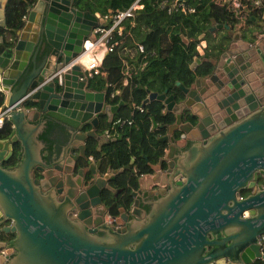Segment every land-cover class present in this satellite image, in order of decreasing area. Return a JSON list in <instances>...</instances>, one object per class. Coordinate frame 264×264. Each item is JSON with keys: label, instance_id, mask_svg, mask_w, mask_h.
Returning a JSON list of instances; mask_svg holds the SVG:
<instances>
[{"label": "water", "instance_id": "95a60500", "mask_svg": "<svg viewBox=\"0 0 264 264\" xmlns=\"http://www.w3.org/2000/svg\"><path fill=\"white\" fill-rule=\"evenodd\" d=\"M96 22L100 14L83 9L80 0H34L20 26L0 34L1 107L8 108L11 125L0 137V232L13 233L0 239V264H202L240 261L243 253L248 263L264 259V187L240 200L235 193L249 185L254 170H264V83L257 87L250 77L264 75V44L249 46L255 35L249 26L212 24L208 29L222 28L225 41L207 69L187 84L175 80L177 92L145 89L141 104L158 100L172 116L157 138L166 150L135 177L140 206L134 203L131 212L143 207L145 217L130 214L122 234L104 223L88 234L70 219V199L82 198L90 209L106 175L100 159L89 160L85 151L88 139L97 150L109 140L95 130L98 114L110 121L123 101L105 102L104 91L89 89L77 64L65 69L61 85L49 80L31 89L80 51ZM255 22L264 33V12ZM196 49L203 53L202 45ZM199 62L194 55L189 68ZM14 150V164L2 166ZM48 180L66 197H56L52 187L44 191ZM74 181L79 184L70 189ZM245 208L249 215L238 217ZM208 245L213 248L200 256Z\"/></svg>", "mask_w": 264, "mask_h": 264}, {"label": "trees", "instance_id": "16d2710c", "mask_svg": "<svg viewBox=\"0 0 264 264\" xmlns=\"http://www.w3.org/2000/svg\"><path fill=\"white\" fill-rule=\"evenodd\" d=\"M34 0H6L3 8L4 25H0V34L7 30H13L20 26L28 4ZM131 0H80L81 7L90 12L97 11L106 14L112 10L124 8ZM196 8L194 12L183 14L177 12L168 13L159 8L153 0H145L142 10L133 18L132 25L125 20L129 34H124V40L116 49L122 52V45L126 44L133 52L121 53L123 60L114 52L105 56L103 73L94 74L88 79V85L93 89H104L107 93L113 92L110 102L124 101L122 107L117 110L115 116L120 115L124 121L119 125V120L108 122L104 114L99 115L98 125L109 127L114 139H110L101 145L100 150L94 148L95 142L88 139L86 152L94 157L101 158L102 162H109L113 167L126 164L131 156L139 171L146 170L144 157L155 161L162 151L163 143L156 139V135L163 128H149L153 120L161 123L171 120L169 114L161 112L162 103L158 100H150L141 104L145 97L146 88L159 89L162 84L168 90L174 91L177 87L175 80L188 83L194 73L207 69L208 58L220 49L225 41L222 28L209 30L214 23H229L231 26L240 23H249L255 17L254 12H245L242 16L233 10H228L225 5L214 0H194ZM187 38L183 42L179 34ZM204 40L203 53L199 54L196 45ZM136 43L143 46V53L138 52ZM200 59L193 70L189 68L193 56ZM144 62L141 67L140 64ZM124 70L131 71L129 76L123 74ZM150 73L153 81L147 84L146 75ZM156 86V87H155ZM2 94L0 92V105ZM139 105L141 109L135 107ZM114 120V122H113ZM11 129L10 122L4 120L0 126V137L7 135ZM16 161L15 150L12 155L1 161L3 166L13 164ZM11 232H0L1 239H9ZM249 264H264V259L258 258Z\"/></svg>", "mask_w": 264, "mask_h": 264}, {"label": "flooded vegetation", "instance_id": "af4514ba", "mask_svg": "<svg viewBox=\"0 0 264 264\" xmlns=\"http://www.w3.org/2000/svg\"><path fill=\"white\" fill-rule=\"evenodd\" d=\"M258 18L254 17L253 21H250L247 24L240 23L238 25L241 31H244L249 26V28L252 29V31L255 33L254 38L248 39L249 46H256L257 44H259L260 40H263L262 43L264 44V33L261 30V25L256 24V22H255L256 19H258ZM258 65L260 68L259 62H258ZM84 76L87 78V87L89 89H91V90H103L104 96H105V102L113 103V102L109 101L111 99V97H113V95H114L112 91H111L112 95H110L111 92H109V94L107 95V93L104 89H93V88H91L88 85V79L91 78V75L90 76L84 75ZM263 76L264 75H258L257 73H252L250 75L254 85L257 87H260L264 83V79L261 80V78ZM148 83H150V82H148ZM184 84H187V83H184ZM158 87H160V88L159 89H150V90L161 91L162 88L165 86L160 84V85H158ZM243 90H245V87L243 88ZM170 91L171 90H168V92H170ZM174 91L177 92V89ZM146 95H147V93L145 94V96ZM123 104H124V101H123ZM122 106H120V107H122ZM259 106H260V104H259ZM135 107L137 108V105ZM163 111H164V105L162 104L161 112L163 113ZM115 113H117V111L112 114V117L114 116V120L118 119L119 120L118 123L120 125L124 121V118H121L120 115L115 116ZM101 114H103V113L98 114V117ZM112 117H111L110 121H108V122L112 121ZM105 118H106V116H105ZM114 120H113V122H114ZM55 121H57V120H55ZM171 121H172V119L171 120H165L161 123H157L156 121L153 120V122H152V124H150L149 128H152V127L153 128L154 127L163 128V130L156 135V139L159 136H162L167 132V130H166L167 125ZM98 123H99V121H98ZM82 128H87V125L86 126L82 125ZM95 130L98 133L104 132L106 134V136L109 138V140L115 138L112 136V133L109 131V127H106V126L101 127L97 124ZM173 135L175 138H178V132H176V131L173 132ZM186 142L182 145V147L186 144ZM163 149L166 150L165 143H163L162 150ZM86 154L88 156V159L91 161H94L96 159H100V161H101L100 157L96 158L92 154H89L87 152H86ZM160 154H162V151ZM130 158L132 159V161L129 162V160H128V162L126 163V164H128L129 167L124 168L121 172L116 171L115 173L112 170H115V169L118 170V168L124 167L126 164H124L120 167H113L109 162L105 163V162L101 161L100 172L102 175L103 174H106V175L103 178L104 181H102V182L99 181V183H101L102 188L99 189V193H98L99 196L93 198L94 203L91 204L90 209L88 208L87 204L84 205V203H87L84 201V199L80 198L78 203H75L72 200V198L70 199L72 207H71V209H68V211L71 213V215H70L71 217L70 216L69 217H70V219L76 218L82 225H84L86 233L93 234L94 232L97 231L96 226L104 223V224L108 225L111 230L115 231L116 233L122 234L123 232L126 231L125 224L129 218L130 214L132 216L138 218V219H143L145 217V210L143 207H141L140 210H136L135 213L131 212V208L133 207L134 203H137V205H139V198H137V194L135 193V190L138 188V185L136 184V181H135V179H136L135 177H137L139 175H143L146 172H149V168L147 166V160L148 159L146 157H144L147 169L143 170V171H139L135 162H134L133 156H131ZM13 164H10V165H13ZM112 176H113V178H111ZM33 177L40 179L41 178V171L38 169H33ZM77 183H75V181H74V183H72V185H70V189H73ZM51 187L55 191L56 197L60 196L59 198L63 199V197L65 196V193H63L60 186L58 189V186H56V180L55 181H50V180L46 181V186H45L44 191H46L47 189H49ZM263 187H264V170H254V174H253V177L249 181V185L239 186V187L235 188L237 200H240V199H243L247 196L253 195V194H255V188H263ZM168 188H170V185ZM41 190H42V188H41ZM120 207L123 209L119 210ZM247 215H249V209L248 208L242 209L237 214L238 217H246ZM7 223H9V221L4 222V224H7ZM263 239H264V235H261L260 239H259L260 240V243H259L260 247L262 246V240ZM5 240H7V239H5ZM210 248H213V245L205 246L202 250H200V256H204L210 250ZM261 253L264 254V248L261 249ZM245 258H247V253H243V255L240 258V261H237L234 259H229L228 257H223L221 260H211L207 263H202V264H226V263L249 264L248 262H245V260H244ZM255 259H258V258H255ZM254 260H252V261H254Z\"/></svg>", "mask_w": 264, "mask_h": 264}, {"label": "built area", "instance_id": "2783aa9c", "mask_svg": "<svg viewBox=\"0 0 264 264\" xmlns=\"http://www.w3.org/2000/svg\"><path fill=\"white\" fill-rule=\"evenodd\" d=\"M216 3L225 5L228 10H233L235 13L242 16L245 12H254L255 16L260 17L264 12V0H214ZM153 2L161 9L168 13H191L195 11L196 4L194 0H153ZM145 0H131L124 8L112 10L106 14H100L102 22H96L90 29L89 33L82 38V46L80 51L66 62H63L58 68L54 69L50 74L44 76L31 90L41 87L44 83L52 80L55 84L61 85L63 82V74L66 68L72 64H77L83 71L84 75L92 76L94 74H102L103 63L105 56L109 53L116 54L121 57V53L131 54L133 50L126 44L122 45V52L116 49L124 40V34H129V29L125 25V20H128L129 25H132L134 15L143 9ZM89 34H92L90 36ZM198 44L204 46V40H200ZM138 52L143 53V46L136 43ZM144 62L140 64L142 67ZM123 74L129 76L131 71L124 70ZM146 76L147 83L153 81V76L150 73ZM112 95V92L110 93ZM136 106V105H135ZM138 109H141L137 105ZM4 120L10 122L8 108H2L0 105V126Z\"/></svg>", "mask_w": 264, "mask_h": 264}, {"label": "rangeland", "instance_id": "374dc122", "mask_svg": "<svg viewBox=\"0 0 264 264\" xmlns=\"http://www.w3.org/2000/svg\"><path fill=\"white\" fill-rule=\"evenodd\" d=\"M232 28H233V29H240V28H239V26H238V25H236V24H235V25H233V26H232Z\"/></svg>", "mask_w": 264, "mask_h": 264}, {"label": "crops", "instance_id": "0c3cea01", "mask_svg": "<svg viewBox=\"0 0 264 264\" xmlns=\"http://www.w3.org/2000/svg\"><path fill=\"white\" fill-rule=\"evenodd\" d=\"M256 18H258L257 16H255ZM232 27V26H231Z\"/></svg>", "mask_w": 264, "mask_h": 264}]
</instances>
